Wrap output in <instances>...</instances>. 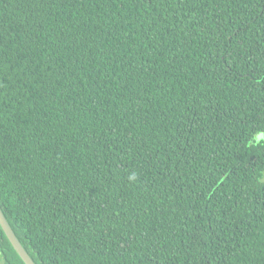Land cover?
Instances as JSON below:
<instances>
[{
  "label": "trees",
  "instance_id": "16d2710c",
  "mask_svg": "<svg viewBox=\"0 0 264 264\" xmlns=\"http://www.w3.org/2000/svg\"><path fill=\"white\" fill-rule=\"evenodd\" d=\"M262 52L264 0H0V207L34 262L264 264Z\"/></svg>",
  "mask_w": 264,
  "mask_h": 264
},
{
  "label": "snow or ice",
  "instance_id": "6c2138e0",
  "mask_svg": "<svg viewBox=\"0 0 264 264\" xmlns=\"http://www.w3.org/2000/svg\"><path fill=\"white\" fill-rule=\"evenodd\" d=\"M209 2L210 0H205ZM243 7V5H241ZM235 23H239L241 28L247 32V28L244 25V21L239 15L237 17L230 18ZM201 28L208 33L207 42L211 49H215V55L221 57L224 62H228L230 57H234L233 63H242L245 65L251 64L252 61L248 59L249 49L246 42V35L242 36L241 31H236L234 33L227 32L225 30V25L223 20L219 24H212L208 27L201 25ZM210 29V30H209ZM261 59L264 60V52L261 53ZM259 63V61H257ZM217 65L213 62V70L215 72ZM230 69V67H229ZM228 69V72L231 70ZM261 71L264 72V64H261ZM227 73H224L223 76L217 73V79H224L225 84L227 85L226 79ZM230 86V85H227ZM177 133L180 138H183V132L180 129H177ZM177 133L171 134V139L167 137L162 141L161 148L157 150L156 156L157 159L160 158L161 154H167L168 159L171 160V153L176 152V148L173 146V142L179 144V139L177 138ZM260 140H264V132L260 133ZM164 144H167V148L164 147ZM168 149H171V153L168 152ZM139 175V173H137ZM202 220V216L196 212L193 208L191 215L188 216L187 222L182 227L187 228V235L190 239L194 241L195 244H199L204 240V236L207 235V229H203L201 224H198L197 221Z\"/></svg>",
  "mask_w": 264,
  "mask_h": 264
},
{
  "label": "water",
  "instance_id": "95a60500",
  "mask_svg": "<svg viewBox=\"0 0 264 264\" xmlns=\"http://www.w3.org/2000/svg\"><path fill=\"white\" fill-rule=\"evenodd\" d=\"M0 226L8 238L9 242L18 253L19 257L22 259L24 264H36L32 257L29 255L27 250L24 248L15 232L13 231L11 225L9 224L7 218L5 217L1 207H0Z\"/></svg>",
  "mask_w": 264,
  "mask_h": 264
}]
</instances>
